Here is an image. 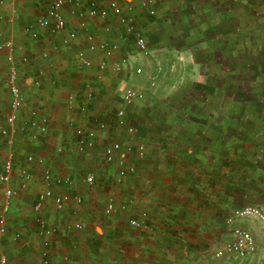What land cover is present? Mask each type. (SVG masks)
I'll list each match as a JSON object with an SVG mask.
<instances>
[{"label":"rangeland","instance_id":"1","mask_svg":"<svg viewBox=\"0 0 264 264\" xmlns=\"http://www.w3.org/2000/svg\"><path fill=\"white\" fill-rule=\"evenodd\" d=\"M120 3L133 15L135 32L126 34L119 28L115 37L120 42L109 47L113 60L126 59V71L115 75L113 99L95 119L113 116L122 89L132 86L144 95L141 103L128 109L135 132L128 135L111 127L108 133L98 132L102 138L94 155L72 150L64 158L51 155V160L75 161L71 191L94 199L98 213H104L111 199L127 202L129 210L123 214L136 217L140 208L135 199L139 201L145 185H157V175L170 178L164 196L180 199L176 217L186 219L183 228L192 230L193 238L199 235L198 242L208 238V245L196 255L198 264H258L264 232L257 220L240 219L236 212L245 205L264 210V0ZM75 48L76 44L68 48V54ZM84 120L89 126L94 121L86 116ZM112 140L145 147L142 158L123 157L135 172L120 183L115 180L118 159L110 164L102 157L103 146ZM89 170L95 173L91 186L82 182ZM36 177L35 192L40 173ZM193 200L201 206L196 221L190 219L196 217L195 207L182 203ZM237 226L253 234L256 254L247 259L214 257L212 252Z\"/></svg>","mask_w":264,"mask_h":264},{"label":"crops","instance_id":"2","mask_svg":"<svg viewBox=\"0 0 264 264\" xmlns=\"http://www.w3.org/2000/svg\"><path fill=\"white\" fill-rule=\"evenodd\" d=\"M0 1V43L6 40L14 43L13 54L19 84L25 98L18 122L26 119L29 109L34 107L48 119V130L44 134L34 136L31 130L18 133L10 146L0 137V167L8 154L6 150H9L8 152L13 154L14 171L7 186L18 191L17 195L10 199L9 210L4 214L6 232L0 235V254L6 255L7 264H41L40 256L46 239L39 234L33 203L36 194L44 188L43 170L49 167L54 176L69 177L72 180L70 185H52L56 193L79 194L71 191L74 183L70 174L76 173L75 161H55L51 160L50 156L64 158L63 156L72 150L79 154L94 155V148L102 136L96 133L94 145L80 153L75 149L73 128L90 127L84 117L93 121L106 110L113 99L115 82L118 80L115 77L117 73L111 70V65L122 58L113 60L112 52L106 55L99 46L91 51L88 36H92L95 44L103 43L108 49L112 44L120 42L115 36L123 26L113 15L106 21L97 18L86 19L85 25L80 26V20L71 14L70 6L65 5L62 11L66 28L56 35L40 29L39 36L33 39L24 28L34 25L36 18L46 12L51 0ZM106 1L100 4L105 5ZM105 24L110 27L108 33L104 32ZM71 31L76 35L66 44L63 38L68 37ZM75 44L74 51L68 54L67 49ZM82 44L84 46L80 47ZM78 51H84L90 57V67L85 68L79 64L76 58ZM6 53V50L0 51V93L5 106L9 100L5 85L9 70ZM23 57H26V61ZM102 60L108 63V68L101 72L98 63ZM89 88L93 92V98L90 100L85 95ZM81 107H85V110L81 111ZM58 148H61L62 152H58ZM26 155H32L35 160L28 163ZM39 158L42 163L38 162ZM17 160H20L19 164L15 163ZM21 169H26L29 173L24 189H18L21 181L18 171ZM38 173L41 184L35 192L34 180L39 178L36 177ZM170 180L169 178V181H166L157 175V185L154 182L146 184L139 201L135 199L140 208L138 215L141 210L151 214V217L148 214L147 218L150 223L148 228L136 229L128 225L129 216H125V212L129 210L127 202L124 201L126 198L123 199L124 202H115L117 210L110 215L105 212L98 213L94 209L97 202L89 197H84L80 205L70 201L62 211H57L52 201L48 200L41 214L49 224L58 228L57 234L47 239L50 264H198L199 258L197 259L196 255L208 245V232L201 231V236L206 239L198 242L196 237L199 235L193 238V231L183 228L187 225L186 219L181 217L179 220L176 217L180 199L164 196L171 187ZM82 182L87 185L84 176ZM5 186L0 183V213L5 202ZM155 190L157 195L154 196ZM196 202H182L195 207L192 211L196 217H190L191 221L199 218L197 210L201 206H197ZM120 204H126L127 209L120 210ZM75 223H80L82 228L74 229ZM14 233H19L18 240L13 239Z\"/></svg>","mask_w":264,"mask_h":264},{"label":"built area","instance_id":"3","mask_svg":"<svg viewBox=\"0 0 264 264\" xmlns=\"http://www.w3.org/2000/svg\"><path fill=\"white\" fill-rule=\"evenodd\" d=\"M2 1H0V4ZM65 5L70 6V12L76 16L80 21L79 25L84 26L86 19H100L106 21L110 15L118 18L119 22L125 29L126 34L134 33L135 21L130 12H124L123 6L118 0H107L105 5L99 4L98 0H51L47 6L46 12L40 14L34 25L26 26L24 31L33 39L39 36V30L44 29L51 35H56L66 28V21L63 14V7ZM130 9V7H128ZM104 32H110V27L105 24ZM75 32H70L68 37L63 38V42L68 44L71 39L75 37ZM90 41L89 49L94 51L98 46L105 51L106 55L111 54V48H106L103 43L95 44L92 40V36H88ZM137 43L143 45V38L138 36ZM113 45L112 48H115ZM6 50V61L9 63V70L5 79V85L8 91L9 100L8 105L5 106L4 99L0 93V137L5 140L6 144L10 146L14 137L18 133H24L32 131L34 136L44 134L48 130V119L46 116L40 113L37 107L29 109L28 117L18 122L19 112L24 104V93L19 84L17 65L14 59V43L11 40H6L0 43V51ZM76 58L79 64L85 68L90 67L92 60L84 51H78ZM26 61V57H23ZM127 61L122 58L115 61L111 65V70L115 73L123 72L126 69ZM98 68L102 72L108 68V63L102 60L98 63ZM140 71V69H137ZM87 99L93 98V92L89 88L86 93ZM120 104L115 107L113 116L95 119L92 126L84 128L76 126L73 128L75 135V149L77 152H84L87 148L94 145V136L96 133H108L111 127L123 129L128 135H132L135 132L134 126L128 117V109L137 106L144 100L143 93L132 87L125 86L120 94ZM81 111L85 110V107L80 108ZM58 152H62L61 148L57 149ZM129 154H135L140 158L145 155V147L142 143L121 142L118 140H112L105 144L102 148V157L106 163H114L117 161V169L115 180L117 183L122 182L128 175L135 172L134 165H127L124 163L123 157ZM28 163L33 162L35 159L32 155H26L25 157ZM39 163H42V159H38ZM14 171V162L12 152H8L7 156L2 160L0 167V183L6 186L3 189V195L5 202L0 213V235L6 232V223L4 214L9 210L10 199L17 194V189L7 186L10 182ZM18 175L21 179L18 189H24L26 187V181L29 178V173L26 169L18 171ZM95 180L93 172H87L84 175V181L87 185H93ZM42 181L44 188L36 194L33 203V210L37 213L36 222L39 227V234L46 240L43 242V251L41 252L40 261L41 264H50L48 254V240L49 237L55 236L58 232V228L55 225L49 224L41 214L45 203L51 200L57 211H62L64 206L73 201L75 204L80 205L83 202V197L80 194H71L69 192L56 193L52 185H70L72 180L69 177H57L54 176L52 170L46 167L42 173ZM120 210L126 208V204L119 205ZM117 206L111 199L106 203L104 212L106 215H110L116 212ZM236 215L240 219H255L260 223L261 229L264 232V210L257 208L253 205H245L240 208ZM148 214L145 210H141L137 217H129L127 223L132 228H148L147 222ZM74 229H81L80 223L73 225ZM14 240H18L19 233H14ZM257 252V243L253 234L246 228L234 227L231 229L230 238L222 245L217 247L213 252L214 257L231 256L238 259H247L254 256ZM0 264H7V257L5 254H0ZM258 264H264V252L260 258Z\"/></svg>","mask_w":264,"mask_h":264}]
</instances>
